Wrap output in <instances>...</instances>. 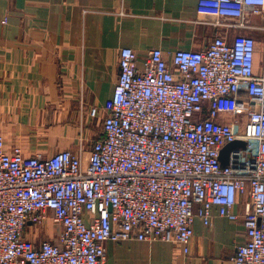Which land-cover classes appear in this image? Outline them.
<instances>
[{
    "label": "built area",
    "instance_id": "2783aa9c",
    "mask_svg": "<svg viewBox=\"0 0 264 264\" xmlns=\"http://www.w3.org/2000/svg\"><path fill=\"white\" fill-rule=\"evenodd\" d=\"M213 27L251 28L264 0H199ZM256 42L217 34L201 50H120L113 94L90 116V150L26 157L0 134V264H105L106 243L170 242L190 252L194 222L242 220L235 264H264V65ZM242 112H247L244 121ZM246 148L220 160L237 141ZM49 223L57 239L37 240Z\"/></svg>",
    "mask_w": 264,
    "mask_h": 264
},
{
    "label": "crops",
    "instance_id": "0c3cea01",
    "mask_svg": "<svg viewBox=\"0 0 264 264\" xmlns=\"http://www.w3.org/2000/svg\"><path fill=\"white\" fill-rule=\"evenodd\" d=\"M199 0H0V133L7 147L21 144L26 157L90 150L102 109L120 74V50L141 60L152 49L201 50L217 34L229 42H256L255 71L264 65V12L251 28L213 27ZM91 142V143H90ZM90 146H89V145ZM49 223L37 240L55 241ZM247 241L242 220L197 218L189 254L170 242L106 243L105 264H235Z\"/></svg>",
    "mask_w": 264,
    "mask_h": 264
},
{
    "label": "water",
    "instance_id": "95a60500",
    "mask_svg": "<svg viewBox=\"0 0 264 264\" xmlns=\"http://www.w3.org/2000/svg\"><path fill=\"white\" fill-rule=\"evenodd\" d=\"M238 148L245 149L246 143L242 140H237V141L227 145L223 149V151L221 153V157H220V160H221L223 166L228 165L231 152L235 149H238Z\"/></svg>",
    "mask_w": 264,
    "mask_h": 264
},
{
    "label": "rangeland",
    "instance_id": "374dc122",
    "mask_svg": "<svg viewBox=\"0 0 264 264\" xmlns=\"http://www.w3.org/2000/svg\"><path fill=\"white\" fill-rule=\"evenodd\" d=\"M92 110V109H91ZM90 113H91V111H90ZM241 116H244V121H247V112L245 111V112H242L241 111ZM91 117V116H90ZM92 118V117H91ZM93 119V118H92ZM101 119V118H100ZM101 130H102V123H101V121L100 122H98V125L97 126H95V131L97 132V137L95 136V138H94V140L92 141V143L90 144V145H92L100 136H101ZM1 134V133H0ZM89 145V144H88ZM89 145V146H90ZM45 228V227H44ZM41 230H43V228L41 229ZM41 230H40V232H41Z\"/></svg>",
    "mask_w": 264,
    "mask_h": 264
}]
</instances>
